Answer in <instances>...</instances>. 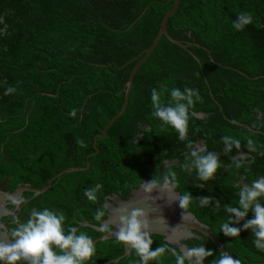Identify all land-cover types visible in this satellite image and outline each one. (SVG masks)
<instances>
[{
  "label": "trees",
  "instance_id": "16d2710c",
  "mask_svg": "<svg viewBox=\"0 0 264 264\" xmlns=\"http://www.w3.org/2000/svg\"><path fill=\"white\" fill-rule=\"evenodd\" d=\"M174 1L0 0V186L8 192L25 184L42 188L64 169L90 161L85 170L54 178L43 193L25 190L23 214L45 207L62 211L66 231L77 227L95 239L113 229L94 227L107 218L106 194L127 198L144 179L160 175L148 160L155 152L170 148L173 157L186 159V169L194 166L190 153L197 149L191 146L184 156L185 141L203 140L207 150L200 153L214 152L221 162L214 178L202 181L211 185L205 189L211 201L216 196L240 207V179L251 184L264 177V0H181L168 20V31L191 45L182 47L163 35L138 68L125 111L98 138L100 151L92 153L95 135L122 109L138 56L153 44ZM241 11L250 12L253 23L236 31L232 20ZM161 84L168 90H199L200 99L189 109L185 140L153 116L151 90ZM8 86L16 91L5 95ZM162 99L170 101V94L165 92ZM198 112L206 115L199 117ZM225 137L238 139L240 147L232 144L229 149L231 140ZM170 171L178 190L196 189L193 196L200 198V181L185 188L176 166L166 175ZM93 186L97 200L89 201L85 190ZM259 202L264 204V197ZM99 210L105 215L96 220ZM155 235L150 247L167 245V259L173 261V252L180 250ZM239 243L251 257L254 244L247 238ZM95 244L97 262L125 252L116 238ZM119 264H140V258L135 251Z\"/></svg>",
  "mask_w": 264,
  "mask_h": 264
},
{
  "label": "clouds",
  "instance_id": "9594fccd",
  "mask_svg": "<svg viewBox=\"0 0 264 264\" xmlns=\"http://www.w3.org/2000/svg\"><path fill=\"white\" fill-rule=\"evenodd\" d=\"M252 23L253 15L250 12L241 11L237 14V18L232 20V27L236 31H242ZM15 91V87L8 86L4 89V94L9 95ZM165 92H168L171 97L168 102L162 99ZM150 99L154 109L153 116L174 128L180 137H184L189 124V109L194 106L196 100L200 99L199 90L191 87H184L183 91L179 87L168 90L164 84H161L159 88H152ZM181 101H187V103ZM71 115L75 116L76 111L73 110ZM225 140H231V143L228 144L229 149H231L232 144H235L237 148L240 147L238 139L225 137ZM251 144L252 141L249 140V145ZM190 155L194 158L192 163L201 180L208 181L214 178L218 168L221 167V162L214 152L209 151L205 155L198 150H192ZM240 166L238 161L236 167L239 168ZM158 184L163 189L174 192L177 188L175 172L170 171L169 174L165 175L162 184L158 178H154L145 184V190L151 191ZM85 196L89 201H96L97 189L94 186L86 189ZM261 197H264V177L254 180L251 187L241 186L239 208L230 205H225V208L228 213L234 214L237 220H245L243 228L252 230L255 237L253 240L255 248L264 251V204L259 202ZM178 199L180 207L188 209L194 198L191 193L185 192L180 194ZM211 199V197H200L199 204L203 206ZM21 202V200L13 201L16 205ZM118 211L122 226L116 233V239L127 247L135 249L140 258V264H148L150 260L158 261L170 251L167 245H161L155 250L151 249L153 239L147 231L148 224L140 219L144 216L142 209L135 208L130 214H128L126 207ZM249 211L253 213L250 220L246 219ZM104 215L105 212L99 210L95 219L100 220ZM65 220L66 217L62 211L53 212L47 207L39 210L33 209L29 218L14 229L12 233L13 242L11 244L0 243V262L6 261L7 264H14V262L24 259L29 261V264H89L97 251L93 238L86 231L78 230L77 227H71L66 231L64 228ZM235 223L236 220L230 216L221 223L220 230L226 236H239L241 229L235 227ZM100 230L107 231L108 229L101 224ZM53 245L59 250H54ZM173 254L175 264H203L207 257L213 255V251L204 245H197L188 248L186 251L173 252ZM213 264H241V262L239 259L223 253Z\"/></svg>",
  "mask_w": 264,
  "mask_h": 264
},
{
  "label": "flooded vegetation",
  "instance_id": "af4514ba",
  "mask_svg": "<svg viewBox=\"0 0 264 264\" xmlns=\"http://www.w3.org/2000/svg\"><path fill=\"white\" fill-rule=\"evenodd\" d=\"M2 20H3V18H2ZM147 126H148V129H150V126L149 125H147ZM139 134L140 135H139L138 139H140L143 136V133H139ZM187 136H188V133H185L184 137H181V138L183 140H185V138ZM192 143L185 141V146H184V151H183L184 156L187 155V153L190 151L189 148L191 146H193V148H196L198 151L206 152L207 146L204 144L203 140H192ZM97 145H98V142H97ZM163 149H166L165 150L166 152H164V154H163V151L162 152L157 151L152 155L151 158L148 159L150 164L154 165L153 167L157 168L158 173L160 174L159 176L152 177V180L154 178L163 179V177L166 175L167 169L170 168L172 165H174V166H176L177 174L179 176L182 175L181 177L185 178V183H183L185 188H187V187L192 188L197 184V182L200 181V185H203V186H200L201 194H199V195H200V197L207 198L210 195V193L205 194V189H208V190L211 189V185H208L207 183L202 182L203 180H201L199 178V176L196 174V171H197L196 168L194 166H191V167H189V169H186L187 167H185V165H187L186 164L187 162H186L185 158L183 159V158H179V157H173L170 148L168 149V148L164 147ZM96 150L94 152H96ZM94 152H92V153L95 154ZM165 153H166V155H165ZM261 177L262 176L260 175L259 177L253 179V181L258 180ZM146 181L150 182L151 178L150 179H148V178L144 179L140 184H142L143 182H146ZM239 182L241 184H243L244 186L251 187V185H252V183L250 184V182L245 181L243 178H241ZM162 183L163 182H161V184ZM6 184H8V183L6 182L5 185ZM140 184L136 188H139ZM25 185H28V184H25ZM136 188H134L131 191V195L127 198L122 197L120 194H118V195L124 199H128L132 196V193ZM176 190L180 194H183L185 192H189V193H191L192 197L195 199V200L193 199V201L191 202L188 209H183V210L186 212H192L194 214V216L196 217V220H197V221L194 220L193 222H194V224L198 225L197 228L195 226H190V225L186 226L187 228H185L183 230L184 231L183 236L179 237V239L176 241L179 243V245L173 244V245H175V247H177L180 250V252L184 251L183 249L181 250V248H180L181 245H184L186 247L185 251L188 248L193 247V246L204 245L207 249H211L213 251V255L207 257L203 261V264H213V262L215 260H218L223 253H227V254L231 255L235 259H239L241 264H264V251H260L258 249H255V252L250 257L249 255H246L245 251L240 249L239 239L242 240V239L247 238V240H249L251 242V244H253V240L255 239V237L253 236L252 230L250 228L249 229L243 228V225L245 223L244 219L237 220V218L234 216V214L228 213L226 211L225 205H227V203H224L220 199H218L216 196H213V201L208 200L205 203V205L201 206L199 204V200L196 199V198H199V196H196V195L193 196L192 190L195 191L196 189H191V190L190 189H186V190L181 189V190H183L182 192H181V190H178L177 188H176ZM6 192L12 193V192H8L5 188L0 186V195L3 193H6ZM23 192H22L21 196L8 198L5 201H3L2 203L0 200V204H2V210L1 211L3 212V215L0 218V243L11 244L13 242L12 233H13L14 229L18 228L22 223H24L27 220L26 217L29 218V216H30V215H27L26 213L23 214V212H22L24 204H26L28 202V199L23 197ZM115 195H117V193L106 194V200L104 202L105 208H106V205L107 206L110 205V198L111 197L115 198L114 197ZM14 200H21L22 202L19 205H16L13 203ZM236 203L237 202L235 201L230 206L235 207V208H239V206H236ZM108 215H109V211L107 209V218L106 219H108ZM230 216L232 217L233 220H236V223L234 224V226L241 229L239 236H236V237L226 236L220 230L221 223L225 222L227 220V218ZM252 217H253V213L251 211H249L246 219L250 220V219H252ZM106 219H103V221H105ZM85 222H88V221H84L82 223L84 224ZM102 222H101V224H102ZM109 225H111V224H109ZM113 228H114V226H113ZM198 228H201L202 230H200ZM149 234L151 235L152 238H153V236H156L155 234H158L159 236L162 235L164 240L167 241L166 236L159 233V232H152ZM195 239L199 240L200 242L194 245L192 243L195 241ZM167 242H169V241H167ZM153 243H155V240H153ZM156 248H158V247H151L152 250H155ZM54 250H56V249H54ZM125 250H126V248H125ZM133 252H135V249H132L131 252L126 256H130ZM97 253H98V250L96 251L95 255ZM94 256L92 257L89 264H106L109 261V260H104L101 262H97ZM110 260H112V259H110ZM120 261H121V259L118 262H114L112 264H115V263L119 264ZM163 263L164 264H175V259H173V261L171 258L167 259V254H165L158 261L150 260L148 262V264H163ZM0 264H7V262L6 261L0 262ZM14 264H29V261L21 259V260L14 262Z\"/></svg>",
  "mask_w": 264,
  "mask_h": 264
},
{
  "label": "water",
  "instance_id": "95a60500",
  "mask_svg": "<svg viewBox=\"0 0 264 264\" xmlns=\"http://www.w3.org/2000/svg\"><path fill=\"white\" fill-rule=\"evenodd\" d=\"M181 0H175L174 5L172 8H170L165 16L163 17V20L161 22V28L160 31L155 38L153 44L145 49L142 53H140L141 59L138 61V63L134 66L131 76L126 82V87H125V101L122 106V109L110 120V122L106 125L104 128V131L101 133H97L94 137V146L96 147V152H99V148L97 145L98 138L100 136L104 137L107 135V130L108 128L112 125V123L125 111L131 90L134 84V79H135V74L138 70V68L148 59V57L152 54V52L155 50L157 45L159 44L161 38L163 35H166L170 40L175 42L176 44H179L182 47L188 48L191 43H185L182 40L175 38L170 34L168 31V20L169 18L178 10L180 6ZM197 46H203L200 43H195ZM209 52L211 53L210 49H208ZM212 57V60L217 63L222 65L219 61H217L212 54H210ZM136 57V58H138ZM195 57L199 60V57L195 55ZM100 65V64H99ZM235 70L247 75L248 77H252L249 74L245 73L244 71L240 70L239 68H235ZM259 77V76H256ZM44 94H54L51 92H43ZM199 117H204L205 113L203 112H198L196 113ZM232 122L240 125H244V123L239 122L237 120H232ZM249 129H253L251 126H247ZM241 157V155H239ZM242 156H248L247 154H244ZM90 166V161H88L86 166H71L69 168L64 169L63 171L59 172L56 176L51 178L49 182L42 188H34L30 185H21L19 186L15 191L12 193H3L0 195V200L1 203L5 201L8 198L11 197H16V196H21L22 192L24 190H30L34 192L35 194H40L45 192L47 189H49L52 186V181L54 178L61 177L64 173L66 172H71V171H76V170H85ZM149 181L143 182L140 184L139 188H136L132 196L128 199H124L118 194L110 198V205L107 206L106 208L109 211L108 219L102 222L104 226L106 225H113L114 228L110 230L109 232L105 233L102 236H99L98 238L94 239L93 242L94 244L97 243L98 241L101 240H107V239H112L116 238V233L120 230V227L122 226V222L119 219V209L122 208H128V214L131 213L132 210L135 208H140L144 212V216L141 217L140 219L144 220L148 224V229L147 231L149 233L152 232H159L163 235L166 236V240L169 241L171 244H177L179 245L178 242H176L179 237L183 236L184 234V229L187 228L186 226H195L197 228L198 225L194 224V220H196V217L192 212H186L184 211L180 205H179V195L180 193L175 190L174 192H169L166 189H163L159 184L157 187L153 188L151 191H146L145 190V184L148 183ZM2 210V204H0V218L3 215ZM114 212V213H113ZM197 221V220H196ZM84 224L88 225L90 224L89 222H85ZM96 228H100V226L94 225ZM202 230L201 228H198ZM180 247V246H179ZM125 252L112 260H109L106 264H112L114 262H118L121 258L124 256L128 255L133 248L127 247L125 245ZM181 250L183 249L185 251L186 247L184 245H181Z\"/></svg>",
  "mask_w": 264,
  "mask_h": 264
}]
</instances>
